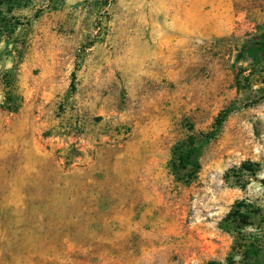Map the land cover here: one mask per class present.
Returning <instances> with one entry per match:
<instances>
[{"label": "rangeland", "instance_id": "rangeland-1", "mask_svg": "<svg viewBox=\"0 0 264 264\" xmlns=\"http://www.w3.org/2000/svg\"><path fill=\"white\" fill-rule=\"evenodd\" d=\"M262 36L264 0H0V264H264Z\"/></svg>", "mask_w": 264, "mask_h": 264}, {"label": "trees", "instance_id": "trees-1", "mask_svg": "<svg viewBox=\"0 0 264 264\" xmlns=\"http://www.w3.org/2000/svg\"><path fill=\"white\" fill-rule=\"evenodd\" d=\"M243 53L247 55L253 62V64H261L264 60V36L259 40L249 41L244 44ZM229 111L225 110L217 121V126H220L223 120L228 116ZM75 148L70 145L66 154L64 155L65 164L68 166L72 164V159L75 154ZM200 147L192 144L187 150L180 156L179 160L182 166L190 168L199 167Z\"/></svg>", "mask_w": 264, "mask_h": 264}]
</instances>
